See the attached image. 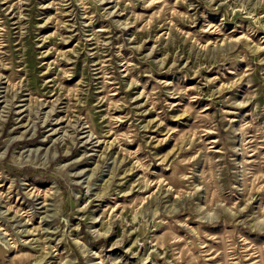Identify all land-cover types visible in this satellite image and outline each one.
Masks as SVG:
<instances>
[{"label": "rangeland", "instance_id": "rangeland-1", "mask_svg": "<svg viewBox=\"0 0 264 264\" xmlns=\"http://www.w3.org/2000/svg\"><path fill=\"white\" fill-rule=\"evenodd\" d=\"M0 264H264V0H0Z\"/></svg>", "mask_w": 264, "mask_h": 264}]
</instances>
